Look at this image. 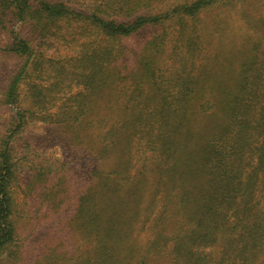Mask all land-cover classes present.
<instances>
[{
    "label": "trees",
    "instance_id": "trees-1",
    "mask_svg": "<svg viewBox=\"0 0 264 264\" xmlns=\"http://www.w3.org/2000/svg\"><path fill=\"white\" fill-rule=\"evenodd\" d=\"M150 1L101 0L103 13L84 17L64 2L0 0L20 20L44 13L100 31L75 60L82 87L66 93L65 121L66 147L79 156L66 159V187L80 189L78 202L68 195V221L96 236L98 250H66V264H264V0H181L142 13ZM225 12L234 19H218ZM209 13L211 23L201 17ZM6 17L0 10V32L10 34ZM234 22L255 28L238 57L209 56L210 39ZM150 28L158 32L130 60L124 39ZM13 38L9 52L31 54L29 41ZM24 70L4 91L18 109L17 131L0 133V264L19 216L11 136L24 123ZM105 97L118 105L95 108ZM136 223L147 228L144 244L132 237Z\"/></svg>",
    "mask_w": 264,
    "mask_h": 264
},
{
    "label": "rangeland",
    "instance_id": "rangeland-1",
    "mask_svg": "<svg viewBox=\"0 0 264 264\" xmlns=\"http://www.w3.org/2000/svg\"><path fill=\"white\" fill-rule=\"evenodd\" d=\"M47 1L67 3L77 13L82 12L84 17L91 16L93 12L103 13L98 12L100 8L97 3L101 0ZM180 2L181 0H151L141 11L145 14L163 12ZM247 5H250L249 2ZM35 7L32 8L34 11ZM0 8L7 14L6 23L13 30L10 34L4 30L0 32V46L6 49V52H0V133L8 136L17 131L15 116L18 107L5 102L4 91L12 72L19 71L24 65L18 92L19 105L26 110L22 127L11 136L13 155L18 163L13 197L18 204L19 216L16 237L3 254V261L5 264H66V250L85 253L98 250L96 236L88 238L71 227L68 221L75 209L72 198L76 197L78 202L80 189L71 185L66 187V159H78L79 156L66 147L65 121L66 93L75 92L82 87L73 72L75 60L81 50L89 52L98 44L100 31L87 21L71 22L63 17L49 19L41 12L42 15L25 16L20 20L14 17V10L4 9L1 3ZM232 13H222L218 19L230 21L235 17ZM106 15L114 14L109 11ZM213 16L215 15L209 13L207 16L202 14L201 17L211 23ZM254 30L253 27L248 29L241 23L234 22L228 30L229 34L223 38L214 34L210 39L211 43L207 46L212 52L209 56L219 50L222 54L225 50V56L235 59L239 55V49L243 48L245 35H251ZM156 32V28H150L124 39V44L130 51V60L134 59L143 44L154 37ZM15 35L29 41L31 54L20 55L8 51ZM85 46L86 49H83ZM165 63H161L162 66L166 67ZM235 65L233 63L232 68ZM93 103L95 108L103 109L104 106H116L119 101L105 97V100L95 99ZM77 163L80 167L83 164L80 161ZM71 191L75 196H68ZM146 231L147 228L136 223L132 237L144 244L147 239ZM149 264L169 263L167 258H159Z\"/></svg>",
    "mask_w": 264,
    "mask_h": 264
}]
</instances>
